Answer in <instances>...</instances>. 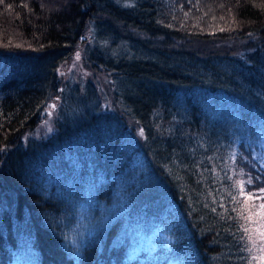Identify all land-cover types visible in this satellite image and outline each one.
Returning <instances> with one entry per match:
<instances>
[{
	"label": "trees",
	"instance_id": "1",
	"mask_svg": "<svg viewBox=\"0 0 264 264\" xmlns=\"http://www.w3.org/2000/svg\"><path fill=\"white\" fill-rule=\"evenodd\" d=\"M262 169L264 0H0V264H259Z\"/></svg>",
	"mask_w": 264,
	"mask_h": 264
},
{
	"label": "rangeland",
	"instance_id": "2",
	"mask_svg": "<svg viewBox=\"0 0 264 264\" xmlns=\"http://www.w3.org/2000/svg\"><path fill=\"white\" fill-rule=\"evenodd\" d=\"M87 35H89V33ZM88 38L90 37L87 36V40L84 39V42L80 45V50L76 51L67 62L58 68V76L61 81L71 80L78 83H85L87 80L92 79L99 85V87H103L104 83L108 84L111 73L103 67L91 71V67L87 65L84 56L85 47L86 44H88ZM60 90H62V87H60ZM50 104V107L46 108L44 111V120L32 134L35 138L46 137L51 134L55 128L57 120L56 106L54 101ZM263 214L264 210H261L257 215L260 217L262 215L263 217ZM257 228H264V219L258 223ZM261 234H264V232L255 231V236L251 239L252 244L250 245L249 251L253 261L259 262V264H264V238H262ZM259 240L263 241L261 245L258 244Z\"/></svg>",
	"mask_w": 264,
	"mask_h": 264
},
{
	"label": "snow or ice",
	"instance_id": "3",
	"mask_svg": "<svg viewBox=\"0 0 264 264\" xmlns=\"http://www.w3.org/2000/svg\"><path fill=\"white\" fill-rule=\"evenodd\" d=\"M262 170H264V169H262ZM256 178L259 179V176H257ZM247 183H248V184L253 183L252 179H249V180L247 181ZM242 187H243V186H241V194H243V192H242ZM260 191H261V192H264V188H261ZM261 207L264 208V205H261ZM242 218H244V217H242ZM243 231L245 232V234H247V233L249 232V228H248V227H243ZM261 235H262V238H264V234H261ZM249 239H251V237H249Z\"/></svg>",
	"mask_w": 264,
	"mask_h": 264
}]
</instances>
